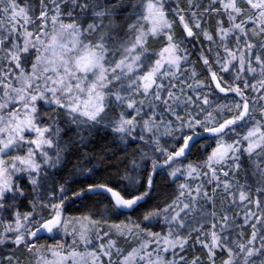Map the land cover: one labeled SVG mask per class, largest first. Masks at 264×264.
<instances>
[{"label": "snow or ice", "instance_id": "snow-or-ice-1", "mask_svg": "<svg viewBox=\"0 0 264 264\" xmlns=\"http://www.w3.org/2000/svg\"><path fill=\"white\" fill-rule=\"evenodd\" d=\"M166 3L0 0V217L9 211L14 217L0 232V245H24L29 252L35 249V264H105V257L108 264H115L113 250L122 257L119 264H187L183 256L175 259L177 248L183 252L191 233L208 224L210 230L201 231L206 239L198 236L196 242L207 249L209 264H216L218 251L227 257L222 264H264V209L259 195H254L264 194V0H209L199 15L191 11L199 4L189 0L190 19L181 14L182 9L169 6L186 37H203L209 45L201 48L199 58L208 67L211 84L221 93L239 97L224 105L212 104L207 94L196 93L195 98L187 94L186 89L196 92L206 85L196 81L193 86L181 79L189 53L182 41L174 38ZM209 15L216 17L213 30L202 27ZM149 37H163L165 42L150 53ZM253 37L261 39L254 42ZM205 51L214 55L211 63ZM212 63L221 73H228L233 84L211 71ZM195 77L192 70L189 78ZM238 80H243V89L235 83ZM248 90L253 93L251 101ZM137 95L142 98L136 99ZM192 105L198 109L195 114L187 111ZM203 105H209L217 115ZM41 106L46 111L42 112ZM257 106L259 120L255 115ZM200 112L205 113L202 119L198 118ZM44 115L46 124L42 122ZM61 120L66 127L74 126L78 137L74 142L79 145L101 128L116 133L124 143L143 142L164 157L160 163L141 150L139 158L150 160L153 174L197 148L207 150L202 166L187 164L183 169L173 167L169 173L173 178L181 174L200 183L180 184L170 204L143 216L149 222L162 217L168 225L164 234L147 231L135 221H129L131 227L109 226L121 235L142 232L147 238L125 255L115 242H100L109 235L107 231L101 235L100 221L63 214L66 199L83 196L87 191L107 194L111 209L125 215V210L130 212L145 200L148 191L137 194L125 190V195L106 184H97L69 193L61 185L59 203L42 204L37 199L31 212L16 209L17 198L24 195L19 180L26 177L35 192L47 180L48 171L59 168L64 161L69 149L61 142ZM169 136L180 141L171 152L160 143L162 137ZM244 156L250 167L241 184L236 176ZM132 164L133 168L140 166L135 160ZM249 176L252 183H248ZM123 179L129 186L139 182L131 174ZM213 183V195H209L204 185ZM146 185L151 189V175ZM218 189L231 197L234 206L242 208V224L252 229L246 243L236 238L240 225L228 212L217 215L214 208L209 211L201 203L214 206ZM198 205L199 215L187 225V235L181 236L179 230L186 227L187 217L197 212ZM38 206L51 209L47 218L36 211ZM42 233L52 239L64 233L73 237L72 243L67 247H37ZM80 244L86 251H77ZM198 259L191 264H198Z\"/></svg>", "mask_w": 264, "mask_h": 264}, {"label": "trees", "instance_id": "trees-1", "mask_svg": "<svg viewBox=\"0 0 264 264\" xmlns=\"http://www.w3.org/2000/svg\"><path fill=\"white\" fill-rule=\"evenodd\" d=\"M35 2V0H33ZM193 3H198L199 7H193L191 11H199L201 14L208 6L207 0H193ZM170 4L175 5L174 8L182 9L183 12H189V0H171ZM170 4L167 2L165 8L168 10L169 14L172 13L169 8ZM127 9H125L126 11ZM201 12V13H200ZM198 14V15H199ZM173 22V26L177 28V18L175 16H168ZM206 23L202 24V27L209 30L215 28L216 17L214 15H209L205 17ZM178 38H181L179 33H176ZM261 38L253 37V41L256 42ZM186 49L188 50V61L185 67L187 70L183 72L181 79L187 80L188 83L195 86V82L199 81L206 85L203 89H196V93L207 94L214 105H224L228 104L226 96H223L210 81V75L208 67L205 66L200 60L201 48L207 49L209 45L201 37L200 39L194 38L193 40H186ZM164 42L162 38H148L147 48L150 53L158 51ZM193 44V45H190ZM231 46V45H230ZM215 51V49H213ZM205 55L208 56L210 63L214 59V55L208 54L205 51ZM194 70L196 73L195 80L190 79V73ZM211 71L217 72L218 76L223 77V81L227 84H233L232 77L228 73H221L218 66L214 63L211 64ZM222 86H224L222 84ZM187 94L192 96V90L186 89ZM221 93V94H220ZM229 96V94H227ZM214 101V102H213ZM208 105H203V107ZM198 110V109H197ZM196 110V112H197ZM213 114H217L214 109ZM41 111H46L43 106H41ZM115 111L118 110H114ZM225 115H228L227 113ZM42 122L47 123L46 115L42 116ZM60 127L64 129L61 132V142L68 146V151L64 154V161L61 166L57 169H52L48 171V178L45 182L41 184L37 191H33L31 184L26 178H21L19 180V185L24 192L23 196L17 198L15 202V207L20 213H28L32 211V203L37 199L40 200L42 204L59 203V187L63 185L69 193L79 192L81 190H86L89 185L106 184L112 187L114 190H120L122 194H127V192H135L137 194L144 191H148V196L140 205L128 212L125 210V215H117L115 210L111 209V204L109 198L105 194L96 195L91 192L85 191L83 196L69 197L63 202V214L69 218H83L89 216L92 219L100 221L105 225H131L129 221H135L140 224L142 228L151 224L150 229L159 232L162 229L163 218H157L152 221H144L143 216L150 210H158L166 207L170 204L178 194V187L180 180L178 178H173L167 173L168 167L163 169H157L153 174L151 173V162L150 160H141L140 152L141 150L149 152L150 156L154 157L158 162L163 163L164 157L159 152H152L143 142H138L135 140H128L127 143L122 142L118 139L117 134L108 129H98L93 132L92 136L88 138L84 145H79L74 141L78 139L76 136V131L74 126L66 127L63 120H61ZM178 136L179 133H176ZM207 136V134H205ZM203 142V138H202ZM160 143L163 147L167 148L168 151H174L173 146H179L180 141L169 137L168 139H161ZM206 151L204 149L197 148L192 152L191 155L186 158L180 159L181 162H203L206 159ZM135 160L138 168H133L132 161ZM185 160V161H184ZM241 169L237 173L236 178L241 184L245 183V175L249 169V160L246 156L241 159ZM87 169H91L88 172ZM135 175L138 178V183L134 186H129V182L123 179L126 175ZM152 176V187L147 188L146 180L147 177ZM231 175V174H230ZM248 183H252V178L248 177ZM127 190V192L125 191ZM212 190L209 189V193ZM219 193V194H218ZM218 194V196H216ZM215 195L214 206H204L207 210H215L217 215H222L224 212L232 217L233 220L236 218L237 212L241 211V207L230 205V201L217 190ZM259 195L261 199V207L264 209V194H254ZM37 212L43 214L47 218L51 212L50 208L47 207H37ZM12 213L6 212L3 214V220L6 222L12 221ZM149 223V224H148ZM240 225L239 234L236 238L242 243H246L247 239L250 237L252 229L249 226L242 225V221L236 223ZM101 225V224H100ZM101 229V228H100ZM209 229L207 224H204L202 229L206 232ZM103 235V232H101ZM187 232H182V236H185ZM94 234H92L93 236ZM201 240L205 238L202 237L201 232H196L188 238V243L185 245L184 251L181 252L179 248L176 250L175 259L179 260L180 256L185 257L187 264H191L194 258L198 259V264H209L207 249L201 247L197 243V237ZM126 237V236H125ZM73 237H62L57 235L55 239L49 237H43L36 241L37 247L40 245L49 246L56 244H64L66 247L72 243ZM109 239H114L115 245L121 250L122 254H127L131 244V239H124L123 237L116 236L114 233H109V235L104 238V244L107 245ZM138 243V241H137ZM137 243L134 246H137ZM3 248L0 247V264H31L33 252H29L24 246L16 247L14 244H4ZM81 245V244H80ZM77 247V251H79ZM35 251V249L33 250ZM8 258H11L10 260ZM121 255L115 250L112 252V261L115 264H119ZM171 258V254H169ZM226 255L217 252L216 254V264H222V261L226 259ZM105 264H108V258H104ZM183 264V262H181Z\"/></svg>", "mask_w": 264, "mask_h": 264}, {"label": "rangeland", "instance_id": "rangeland-1", "mask_svg": "<svg viewBox=\"0 0 264 264\" xmlns=\"http://www.w3.org/2000/svg\"><path fill=\"white\" fill-rule=\"evenodd\" d=\"M170 1L171 0H167V2L170 4ZM207 2L209 3V0H207ZM170 6H171V8H174L175 7V5L174 6H172L171 4H170ZM175 9H178V8H175ZM179 10V9H178ZM172 12V11H171ZM195 12H197V14H199V11H195ZM201 13V12H200ZM181 14H183V15H185V18L186 19H190V14H189V12H182ZM170 15H172V13H170L169 14V12H168V16H170ZM173 16V15H172ZM169 18V17H168ZM176 18V17H175ZM170 21H171V19H169ZM178 20V19H177ZM177 28H175L174 26H172V32H173V34H174V38L176 39V40H178V41H182V46L183 47H185L186 48V45H187V43H186V40H188V41H190V40H193L194 38H188V37H186V34H185V32H184V30H183V28H182V26H181V24H180V22L178 21L177 22ZM194 31H195V29H194ZM176 33H179L180 35H181V38H178L177 36H176ZM157 38H159V37H157ZM157 38H154V39H157ZM160 38H162L163 39V42H165L164 41V38L163 37H160ZM190 45H193V44H190ZM236 84H238L239 85V87L240 88H244V82H243V80H238V81H236L235 82ZM192 93V96L195 98V95L196 94H194V92L192 91L191 92ZM221 94V93H220ZM229 94V96L227 95V94H222L223 96H226V102L228 103V104H230V103H232L233 101H238L239 100V97H237V96H235L233 93H228ZM189 95V94H188ZM247 95L249 96V99H250V101H251V99L253 98V93L251 92V90H248L247 91ZM142 97H140V96H136V99H141ZM210 99V98H209ZM211 103H212V101H210ZM214 102V101H213ZM183 107V106H182ZM205 109H207V110H210L211 108L209 107V105L208 106H205L204 107ZM196 110H197V107L195 106V105H192V106H189L188 108H187V111H189V112H192L193 114H195L196 113ZM198 111V110H197ZM181 115H184V113L183 112H181L180 113ZM204 115H205V113L204 112H200V114H199V116H198V118H200V119H202L203 117H204ZM213 115H217V114H213ZM228 115H230V114H228ZM255 115H256V119L257 120H259L261 117H260V112H259V106H257V109H256V113H255ZM137 130H139V129H137ZM170 137V136H169ZM169 137H162L163 139H168ZM161 138V139H162ZM20 154H23L22 152L20 153ZM52 153H51V151H49V155H51ZM36 159L37 160H40V157L39 156H37L36 157ZM185 161V160H184ZM205 161V160H204ZM203 161V162H204ZM203 162H201V163H199V162H191V163H188V162H181V161H174L171 165H165L163 168H167L168 167V171H167V173H170V171H171V169L173 168V167H179V168H181V169H183L187 164H192L193 166H196V165H203ZM163 168H159V169H163ZM204 171H207V169H203ZM26 178V177H25ZM176 178H178L179 180H180V183H179V185L180 184H182V183H185V182H187V183H200V181H195V182H193L190 178H188V177H186V176H184V175H181V174H178L177 175V177ZM27 179V178H26ZM201 179H204L203 177L201 178ZM221 179L223 180L224 179V177L223 176H221ZM204 187L206 188V190L208 191V193H209V189L210 190H212L210 193H209V195H213V188L215 187V183H213V184H205L204 185ZM219 190V189H218ZM235 189H233V191H234ZM220 191V190H219ZM178 192H179V187H178ZM222 193V192H221ZM219 194V193H218ZM218 194L216 195V193H215V195L216 196H218ZM227 198H228V200L230 201V205H232V206H234L233 204H232V202H231V197H228V196H226ZM204 206H211V205H208L207 204V202H201ZM199 210H200V206L198 205L197 206V212L196 213H193V214H191V215H189L188 217H187V219H186V227L184 228V229H180L179 230V232H180V235L182 236V232H187L186 231V228H187V225H189V224H192V223H194V217L195 216H198L199 215ZM241 211H242V208H241ZM241 211L239 212H237V214H236V218H235V223H239V221H242L241 220V217H240V213H241ZM183 215V214H182ZM0 219H2L3 220V216L2 217H0ZM12 221H10V222H6L5 220H3V222L2 223H0V232H3V230H4V227H5V225L6 224H8V223H12L13 222V220H14V217L12 216ZM101 225H100V232H105V231H107V232H109V233H114L116 236L118 235L119 237H123L124 239L126 238L127 240L128 239H131V244L129 245V247H130V249H129V251L128 252H130L133 248H138L139 246H140V244L145 240V239H147L145 236H144V234L141 232V233H139L138 235H132V236H129V234L127 233V232H125L123 235H121L120 233H118V232H116L114 229H111L109 226L110 225H105L104 223H100ZM149 224V223H148ZM162 224H163V226H162V229L159 231V232H156V231H154V229H150L151 227H148V225L145 227V228H143V229H146L147 231H151V232H156V233H160V234H164L165 232H166V230H167V228H168V225L165 223V221L164 222H162ZM208 225V224H207ZM243 225V224H242ZM129 227H131V225H129ZM142 228V227H141ZM210 229H207V231H209ZM202 231V230H201ZM201 231H194V232H192L191 233V235L192 234H194V233H196V232H201ZM206 231V232H207ZM92 234H94L93 236H92ZM101 235H102V233H101ZM186 235H187V233H186ZM59 236H62V237H66L67 235H65L64 233H60L59 234ZM91 236H92V239H93V243H96V239H95V232H92L91 233ZM126 236V237H125ZM49 237V236H48ZM68 237H71V236H68ZM202 237L203 238H205L203 235H202ZM50 238V237H49ZM104 238H106V237H104ZM104 238H103V240H104ZM206 239V238H205ZM109 240H111V241H113V242H115L114 241V239H109ZM137 241H138V243H137ZM101 243H104L105 241H100ZM135 243H137V246L135 245L134 246V244ZM9 244H11V243H9ZM62 244V243H61ZM4 246H6V245H0V247H4ZM21 246H24V245H20V246H16V247H21ZM50 246V245H49ZM116 246V245H115ZM45 247H47V246H45ZM153 247H155V245H153ZM89 248H91V245H89ZM116 248H117V246H116ZM149 250H151V249H149ZM79 251L80 252H84V251H86V249H85V247H84V245L83 244H81L80 245V248H79ZM35 251H33V253H34ZM127 252V253H128ZM41 254H44V255H46L47 256V258H49V259H52V257L50 256V255H48L47 253H44V252H42ZM33 255V257H32V263L31 264H35V261H36V259H37V257H36V255H34V254H32Z\"/></svg>", "mask_w": 264, "mask_h": 264}, {"label": "water", "instance_id": "water-1", "mask_svg": "<svg viewBox=\"0 0 264 264\" xmlns=\"http://www.w3.org/2000/svg\"><path fill=\"white\" fill-rule=\"evenodd\" d=\"M181 159H183V158H181ZM91 193H92V192H91ZM92 194H95V193H92ZM105 195H107V194H105ZM41 236H42V237H48L49 235H47V234H43V233H42Z\"/></svg>", "mask_w": 264, "mask_h": 264}]
</instances>
